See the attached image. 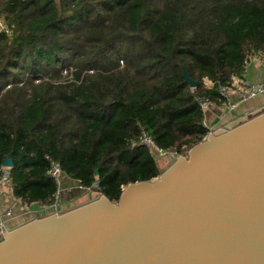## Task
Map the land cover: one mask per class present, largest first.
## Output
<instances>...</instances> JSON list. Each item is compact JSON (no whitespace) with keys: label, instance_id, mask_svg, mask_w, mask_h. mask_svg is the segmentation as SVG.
<instances>
[{"label":"trees","instance_id":"obj_1","mask_svg":"<svg viewBox=\"0 0 264 264\" xmlns=\"http://www.w3.org/2000/svg\"><path fill=\"white\" fill-rule=\"evenodd\" d=\"M0 19V173L12 158L26 207L58 198L52 163L111 201L158 177L143 134L187 154L209 132L200 100L226 105L264 59V0H0Z\"/></svg>","mask_w":264,"mask_h":264},{"label":"water","instance_id":"obj_2","mask_svg":"<svg viewBox=\"0 0 264 264\" xmlns=\"http://www.w3.org/2000/svg\"><path fill=\"white\" fill-rule=\"evenodd\" d=\"M170 159L118 201L3 227L0 264H264V108Z\"/></svg>","mask_w":264,"mask_h":264},{"label":"crops","instance_id":"obj_3","mask_svg":"<svg viewBox=\"0 0 264 264\" xmlns=\"http://www.w3.org/2000/svg\"><path fill=\"white\" fill-rule=\"evenodd\" d=\"M246 79L250 82L254 83L256 81H264V68L261 67L258 63H255L249 66L248 70L246 71ZM233 94V93H232ZM264 98V97H263ZM233 101L235 103H239V95H233ZM224 107V106H223ZM219 107H211L210 110V117H209V124L216 130L224 129L230 125H233L235 122L240 121L246 118L248 115L255 113L264 108V99L260 104V101L253 103V102H245L240 103L235 110H230L229 108H225V110H218ZM62 186L64 189L61 192L60 189V203L58 204L57 209L49 207L50 205H42V204H34L28 207V213L26 214L29 216L25 220H21V218L14 216L9 223L10 228L15 227L19 224H22L30 219L33 218H41L45 216H49L51 214H57L60 212H66L76 206L78 198L80 197V192L83 190L81 188V184L78 181L72 180L70 178H63L62 179ZM11 202L9 204L8 200ZM0 203L2 210L7 208H18L20 202L14 201L11 194L8 193H1L0 194ZM76 204V206H74ZM81 205V204H80Z\"/></svg>","mask_w":264,"mask_h":264},{"label":"built area","instance_id":"obj_4","mask_svg":"<svg viewBox=\"0 0 264 264\" xmlns=\"http://www.w3.org/2000/svg\"><path fill=\"white\" fill-rule=\"evenodd\" d=\"M0 28H4V22L0 19ZM251 66L255 63H258L261 67L264 68V59L258 55H253L248 62ZM233 89H229L228 87H220L219 91L223 99L225 100V104L230 110H235L240 103H245L249 100L255 99L259 96L264 95V81H256L254 83L250 82L246 79V73L243 74L241 78H237L234 80ZM233 93V94H232ZM239 95V103H235L233 101V95ZM211 102L208 99H201L200 106L205 113V116L210 110ZM204 126L209 130L207 136L213 134L215 130L213 127L210 126L207 116L204 120ZM206 136V137H207ZM140 144L145 145L152 149L157 157V160H160L166 156H170L171 153H166L162 149L158 148L152 138L147 134H143ZM49 175L55 179L56 183L59 186L58 197H60V186L62 184V179L67 178V176L62 171L61 167L57 163H52V168L49 172ZM82 189H85L81 186ZM90 191V189L88 190ZM1 193H8L12 194V177H11V168L3 166L2 171L0 173V194ZM59 198L51 204L49 207L56 208L60 203ZM20 202V201H19ZM13 210L11 208H7L5 210H0V240L5 236V231L7 232V228L9 227L7 224V219L12 217Z\"/></svg>","mask_w":264,"mask_h":264},{"label":"rangeland","instance_id":"obj_5","mask_svg":"<svg viewBox=\"0 0 264 264\" xmlns=\"http://www.w3.org/2000/svg\"><path fill=\"white\" fill-rule=\"evenodd\" d=\"M205 85L207 87H211L212 86L211 82L208 81V80H205ZM192 90L194 91L195 89L192 88ZM263 97L264 96H262L260 98L257 97V98H255V100L252 99L251 102H255V101L258 102V101H260V104H261L262 101H263V99H264ZM225 108L226 109L228 108L227 105H224V107L222 106V107L217 108V109L218 110H225ZM210 110H211V108H210ZM210 110H208V112L206 114L207 119H209V117H210L209 116L210 115ZM185 155L186 154L179 155V156H185ZM170 157H174L175 158L177 156H176V154H170V156H166V157H164V158H162V159L159 160L158 163H159V167L161 169V172H163L172 163V160L170 159ZM60 189H61V192L64 189V187L62 186V184L60 186ZM88 190L89 189H83L80 192V197L78 198V200L76 202L78 205L84 204V203L88 202L89 200L95 199L96 197H99L101 195L100 192L98 190H96V188H94L93 191L92 190L88 191ZM58 198L60 199V197H58ZM8 202H9V204H11V202L9 200H8ZM1 205L2 204L0 203V210H2ZM74 206H76V204H74ZM11 209L13 210V213H12V217H10V218L7 219L8 226H11L10 225L11 223H9V222H10V220H12L14 218V216L21 218V220H25V219H27L29 217V216L26 215L28 213V207L23 206L22 204H19L18 208H15L14 209V208L11 207Z\"/></svg>","mask_w":264,"mask_h":264}]
</instances>
